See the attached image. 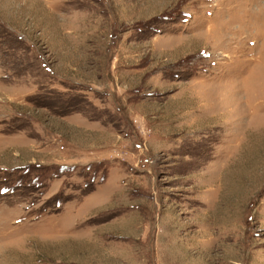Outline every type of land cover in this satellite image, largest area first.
I'll return each mask as SVG.
<instances>
[{"label":"rangeland","instance_id":"rangeland-1","mask_svg":"<svg viewBox=\"0 0 264 264\" xmlns=\"http://www.w3.org/2000/svg\"><path fill=\"white\" fill-rule=\"evenodd\" d=\"M0 264H264V0H0Z\"/></svg>","mask_w":264,"mask_h":264},{"label":"bare ground","instance_id":"bare-ground-1","mask_svg":"<svg viewBox=\"0 0 264 264\" xmlns=\"http://www.w3.org/2000/svg\"><path fill=\"white\" fill-rule=\"evenodd\" d=\"M260 1V0H259Z\"/></svg>","mask_w":264,"mask_h":264}]
</instances>
